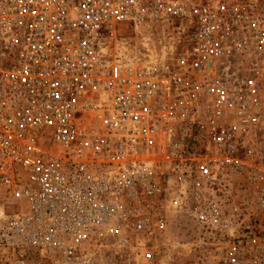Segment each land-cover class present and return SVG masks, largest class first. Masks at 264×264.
Returning <instances> with one entry per match:
<instances>
[{
  "label": "built area",
  "instance_id": "2783aa9c",
  "mask_svg": "<svg viewBox=\"0 0 264 264\" xmlns=\"http://www.w3.org/2000/svg\"><path fill=\"white\" fill-rule=\"evenodd\" d=\"M264 264V0H0V264Z\"/></svg>",
  "mask_w": 264,
  "mask_h": 264
},
{
  "label": "rangeland",
  "instance_id": "374dc122",
  "mask_svg": "<svg viewBox=\"0 0 264 264\" xmlns=\"http://www.w3.org/2000/svg\"><path fill=\"white\" fill-rule=\"evenodd\" d=\"M195 234L196 230L187 217L180 216L169 219L164 231L165 264H190L196 254H201V249L190 246ZM94 264H111V262H109L108 256H104Z\"/></svg>",
  "mask_w": 264,
  "mask_h": 264
}]
</instances>
